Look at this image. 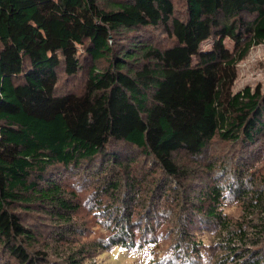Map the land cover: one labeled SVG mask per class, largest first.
I'll use <instances>...</instances> for the list:
<instances>
[{"label": "trees", "instance_id": "obj_1", "mask_svg": "<svg viewBox=\"0 0 264 264\" xmlns=\"http://www.w3.org/2000/svg\"><path fill=\"white\" fill-rule=\"evenodd\" d=\"M260 44L264 0H0V264H100L83 259L137 247L122 225L52 260L51 244L71 245L82 232L75 175L101 181L124 210L177 190L176 204L192 202L190 214H200L183 234L197 256L190 264L211 256L194 238L203 229L230 249L217 264H264V250L224 211L229 193L251 197L247 215L264 193L212 177L187 187L197 176L179 163L187 156L213 169L206 155L219 140L240 145L250 167L263 160L264 92L233 90L237 65ZM120 213L131 224L133 213ZM251 221L264 238V209Z\"/></svg>", "mask_w": 264, "mask_h": 264}, {"label": "rangeland", "instance_id": "obj_2", "mask_svg": "<svg viewBox=\"0 0 264 264\" xmlns=\"http://www.w3.org/2000/svg\"><path fill=\"white\" fill-rule=\"evenodd\" d=\"M225 43L230 49L234 48V42L231 39H226ZM212 45L213 39L205 40L202 43V49L209 50ZM237 70L238 76L233 86L235 92L243 90L247 86L253 89L261 87L264 92V44L254 46L248 56L237 65ZM241 150L238 144H230L220 140L213 142V147L206 155L208 156L207 159H210V161L213 159L214 162L218 163L214 165L213 169H205L206 164L199 166L190 157L181 156L179 163L187 166L190 175L197 176L186 180L185 185L187 187L195 185L198 187L201 181H204L207 177H212L222 181L224 185L232 182L243 184L247 187L246 191L253 194L264 193V183L260 180V177L264 175V158L261 161H256L253 167H250V164H245L238 159L242 153ZM69 179V181L76 183L74 189L79 195L78 201L81 209L76 214L74 221L82 229V232L78 233L80 235L76 238L78 240L71 245L63 243L62 247L57 249L56 244H51L53 249V252H51L52 260L62 259L60 256L55 255L58 250L64 255L74 248L87 247L99 241H107V237L115 233L114 230L122 225L131 228L130 231H133L134 235L133 241L137 244V247L131 250L112 249L110 252H101V249H97L95 252L98 254H94L92 251L89 254L90 258L83 259L84 263H89L94 258H96L94 261H98L100 264H190L188 263L189 260H197V256L191 252V244L189 245L188 240L183 238V234L186 235L185 231L193 233L195 228L199 226L194 224L189 228L187 217L194 219L199 217L200 214H190L189 210L192 207V202L176 204L174 194L177 190L166 189L165 193H162L161 189H158L155 193L150 192V196L149 194L148 196L151 201L139 205V202L142 201L143 203L142 199L144 197L142 195L137 198L136 208L132 211L131 208L124 210L125 203L123 200L112 198L107 188L101 185V181L95 177L75 175ZM124 180H122V183ZM177 186L175 183L174 187ZM121 189L122 191L119 192L120 197H127L125 183L122 184ZM142 190L144 189L142 188ZM142 190H138L140 195L144 193L147 196L146 191L149 190H144V192ZM229 194L230 197L225 201L224 206L226 215L237 224H243L245 230L248 229L252 241L257 242V244H249L252 245V248L264 250V238H258L260 232L251 230L252 224H250L251 219H254V223L261 219L264 203H255L257 209L254 212L252 210L248 211L250 215H247L246 210L248 207L246 203L250 202L251 197L248 201V198H242L239 194ZM120 212L125 216L128 215L127 213H133L131 224H128L123 218L121 219ZM117 218L119 222L116 220ZM114 220L118 225L113 223ZM246 223L248 224L246 225ZM130 225L132 226L130 227ZM258 228L263 229L264 227L261 224ZM196 234L199 236L194 238L201 241L198 244L199 249L202 252H204L203 249L207 250L209 255L211 254L210 257L204 258L201 264H217L216 261L219 257H226L229 254L230 249H226L225 246L219 248L221 245L217 243L225 240L223 236L218 237L214 230H197ZM46 237L49 238V235L46 234ZM244 248L246 249V246ZM262 253L264 254V252ZM77 254L79 257L80 253ZM251 256L252 254L246 257L245 254L241 257V262L245 263ZM225 264H233V261L230 260Z\"/></svg>", "mask_w": 264, "mask_h": 264}]
</instances>
